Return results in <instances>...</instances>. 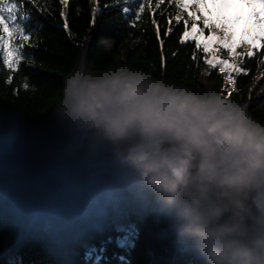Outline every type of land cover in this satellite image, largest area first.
<instances>
[{"label": "trees", "instance_id": "obj_1", "mask_svg": "<svg viewBox=\"0 0 264 264\" xmlns=\"http://www.w3.org/2000/svg\"><path fill=\"white\" fill-rule=\"evenodd\" d=\"M106 3L111 0H100L102 11L93 28L89 0H70L68 29L58 0H47L42 7L25 5L31 10L32 35L24 51L31 59L10 74L0 55V187L15 196L43 200V169L54 156L65 160L81 183H95L119 168L110 146L72 131L57 116L65 78L81 57L93 70L126 65L194 91L231 92L232 101L264 123V78L254 87L264 66L255 56L245 59L248 75L237 77L233 90L226 74L204 64L193 41L180 43L182 23L173 20V31L165 37L167 20L176 15L165 0L152 17L165 41L162 67L147 10L133 28L119 8H104ZM196 14L204 16L200 9ZM223 20L236 33L237 43L254 37L251 20L235 21L233 15ZM200 26L198 21V31ZM210 35L205 29L198 38L208 42ZM102 39L114 41L110 51L100 45ZM256 43L259 47L262 42ZM220 55L226 57V50ZM52 190L45 210L22 208L0 195V264H204L171 231L152 195L128 171L106 186L83 189L53 167Z\"/></svg>", "mask_w": 264, "mask_h": 264}, {"label": "clouds", "instance_id": "obj_2", "mask_svg": "<svg viewBox=\"0 0 264 264\" xmlns=\"http://www.w3.org/2000/svg\"><path fill=\"white\" fill-rule=\"evenodd\" d=\"M99 43L110 51L114 41ZM56 112L111 147L204 264H264V123L245 105L126 65L93 70L81 57Z\"/></svg>", "mask_w": 264, "mask_h": 264}, {"label": "snow or ice", "instance_id": "obj_3", "mask_svg": "<svg viewBox=\"0 0 264 264\" xmlns=\"http://www.w3.org/2000/svg\"><path fill=\"white\" fill-rule=\"evenodd\" d=\"M75 2V0H73ZM93 5L91 11V26L94 28L98 22V14L102 11L100 0H89ZM204 0H167V6L176 10V15L167 20L165 28V37L173 31L171 24L173 20L177 24H183V30L180 38V43L184 44L187 41H193L195 50L202 53L203 62L209 69H218L219 72L226 74L225 79L233 90L236 87V78L239 76H247V68L243 66L246 58L256 57L259 64L264 66V34L256 35L251 40L241 39L237 43L236 33L229 30L228 25L219 27L210 23L207 18L202 15H197L200 5ZM47 3V0H0V55H2L3 66L9 69V72L18 69L20 63L25 60H30V55L25 53V48L29 47L30 36L32 35L31 10L25 5L42 7ZM62 6L60 15L64 18L63 27L68 29V8L70 0H58ZM249 7L259 6L261 11H253L256 25L264 31V0H245ZM165 4V0H111V3H106L104 8H119L126 20L131 21V27H137L139 22H142L143 14L149 13L150 23L154 26V30L160 45L161 66L166 65V58L163 55L164 39L160 37V27L152 18L155 15V9H159ZM192 8V12L187 9ZM200 22L199 31L197 22ZM207 29L212 35L205 37L208 42H201L199 36H204V31ZM194 33H198L194 35ZM251 35V33H249ZM85 41L90 38L85 37ZM262 43L257 46L256 41ZM241 48L237 52L236 48ZM222 50H226L227 56L220 55ZM175 55V54H174ZM193 60H196L195 52ZM206 74V73H205ZM8 83H11V75L8 78ZM24 87H29L28 83H24ZM231 98V92L227 94Z\"/></svg>", "mask_w": 264, "mask_h": 264}, {"label": "water", "instance_id": "obj_4", "mask_svg": "<svg viewBox=\"0 0 264 264\" xmlns=\"http://www.w3.org/2000/svg\"><path fill=\"white\" fill-rule=\"evenodd\" d=\"M53 167H57L65 176V178L73 185L79 186L83 189H97L103 186H106L114 181H116L119 177H121L127 170L118 168L112 174L107 176L106 178L97 181L95 183H81L79 182L71 173L67 163L59 156H54L48 164L45 165L43 169V191L44 198L41 202H35L27 199L20 198L15 196L8 191L2 189L0 187V195L6 197L16 205L26 208V209H37V210H45L52 201L53 190H52V170Z\"/></svg>", "mask_w": 264, "mask_h": 264}, {"label": "rangeland", "instance_id": "obj_5", "mask_svg": "<svg viewBox=\"0 0 264 264\" xmlns=\"http://www.w3.org/2000/svg\"><path fill=\"white\" fill-rule=\"evenodd\" d=\"M259 6L248 8L243 2L240 0H204V2L200 5V10L203 11V14L207 20L210 18L214 20V24L219 27L221 25H225L224 17H229L230 15L234 16L235 21L239 20H251L254 28V36L264 34V31L261 30L260 27L256 25L255 17L252 15L253 11H261ZM209 13V14H207ZM210 17V18H208ZM229 26V24L227 23ZM236 38V36H235ZM259 41V40H258ZM264 78V73L260 76L259 80L254 84V87L258 85V82ZM205 85V82L202 84ZM227 93V91H226Z\"/></svg>", "mask_w": 264, "mask_h": 264}]
</instances>
